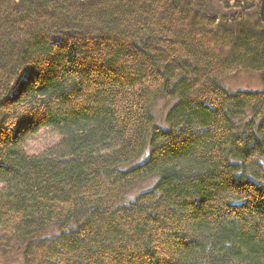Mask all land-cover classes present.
<instances>
[{
    "label": "trees",
    "instance_id": "1",
    "mask_svg": "<svg viewBox=\"0 0 264 264\" xmlns=\"http://www.w3.org/2000/svg\"><path fill=\"white\" fill-rule=\"evenodd\" d=\"M260 3L0 0V256L264 264Z\"/></svg>",
    "mask_w": 264,
    "mask_h": 264
},
{
    "label": "rangeland",
    "instance_id": "2",
    "mask_svg": "<svg viewBox=\"0 0 264 264\" xmlns=\"http://www.w3.org/2000/svg\"><path fill=\"white\" fill-rule=\"evenodd\" d=\"M222 83L229 88V90L235 89H247V90H258L264 87L263 82L259 74L240 71L234 75L228 76L222 80ZM167 104L165 101H159L156 106V112L158 115L164 111ZM57 136L47 130H41L35 136L30 137L27 140L26 147L28 152H37L47 147L48 145L54 143ZM151 180L140 184L134 191L127 196V198L133 197L134 193L138 191L139 188L148 187L151 185ZM0 264H23L19 253H13L9 257L2 258L0 256Z\"/></svg>",
    "mask_w": 264,
    "mask_h": 264
},
{
    "label": "water",
    "instance_id": "3",
    "mask_svg": "<svg viewBox=\"0 0 264 264\" xmlns=\"http://www.w3.org/2000/svg\"><path fill=\"white\" fill-rule=\"evenodd\" d=\"M259 14H260L261 20L264 22V0H261Z\"/></svg>",
    "mask_w": 264,
    "mask_h": 264
}]
</instances>
